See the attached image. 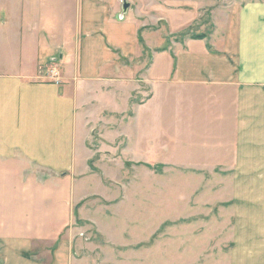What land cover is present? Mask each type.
<instances>
[{
  "label": "crops",
  "instance_id": "1",
  "mask_svg": "<svg viewBox=\"0 0 264 264\" xmlns=\"http://www.w3.org/2000/svg\"><path fill=\"white\" fill-rule=\"evenodd\" d=\"M159 4L165 15L154 21L167 17V5L198 2L0 0V264H72L62 233L72 220L74 168L85 147L82 95L115 101L110 87L117 86V96L124 91L130 100L146 85L139 134L155 132L158 96L166 101L162 123L182 134L171 126L182 121H169L175 101L209 98L214 165L250 164L264 153V29L254 26L264 12L231 16L220 42L214 35L160 47L141 18ZM242 19L247 29L235 28ZM143 52L150 54L144 65ZM51 67L59 83L49 78Z\"/></svg>",
  "mask_w": 264,
  "mask_h": 264
},
{
  "label": "rangeland",
  "instance_id": "2",
  "mask_svg": "<svg viewBox=\"0 0 264 264\" xmlns=\"http://www.w3.org/2000/svg\"><path fill=\"white\" fill-rule=\"evenodd\" d=\"M197 2L167 5V17L157 21L154 14L165 15L160 4L145 8L151 41L167 47L215 35L220 42L231 16L264 12V0ZM261 15L255 28L264 29ZM234 25L247 29L244 19ZM149 57L143 52V65ZM110 90L115 101L82 95L85 147L74 168L72 220L62 233L72 264H264V153L250 164L214 165L209 98L175 101L169 121H182L171 124L182 134L162 123L166 101L158 96L152 103L158 126L139 134L137 106L148 88L141 84L130 100L124 91L117 96V86Z\"/></svg>",
  "mask_w": 264,
  "mask_h": 264
},
{
  "label": "built area",
  "instance_id": "3",
  "mask_svg": "<svg viewBox=\"0 0 264 264\" xmlns=\"http://www.w3.org/2000/svg\"><path fill=\"white\" fill-rule=\"evenodd\" d=\"M49 78L55 83H59L60 79L58 77V71L55 67H51Z\"/></svg>",
  "mask_w": 264,
  "mask_h": 264
},
{
  "label": "water",
  "instance_id": "4",
  "mask_svg": "<svg viewBox=\"0 0 264 264\" xmlns=\"http://www.w3.org/2000/svg\"><path fill=\"white\" fill-rule=\"evenodd\" d=\"M128 7V4L125 2L123 5V8L126 9Z\"/></svg>",
  "mask_w": 264,
  "mask_h": 264
}]
</instances>
